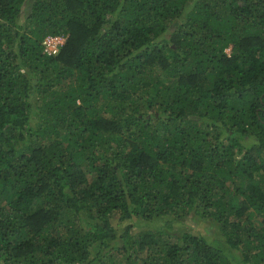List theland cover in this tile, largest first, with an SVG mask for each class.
I'll use <instances>...</instances> for the list:
<instances>
[{
    "label": "trees",
    "instance_id": "obj_1",
    "mask_svg": "<svg viewBox=\"0 0 264 264\" xmlns=\"http://www.w3.org/2000/svg\"><path fill=\"white\" fill-rule=\"evenodd\" d=\"M0 264H264V0H0Z\"/></svg>",
    "mask_w": 264,
    "mask_h": 264
},
{
    "label": "rangeland",
    "instance_id": "obj_2",
    "mask_svg": "<svg viewBox=\"0 0 264 264\" xmlns=\"http://www.w3.org/2000/svg\"><path fill=\"white\" fill-rule=\"evenodd\" d=\"M194 221H190V224L188 226H192L194 229L199 230L200 232H202L208 239L209 238H215L216 240L218 238V232H217V226L210 220H196L193 219ZM156 221V220H155ZM140 224V228H144L145 227V223L144 221L139 222ZM179 225L175 226V231H177V228H179ZM134 228H137L136 226Z\"/></svg>",
    "mask_w": 264,
    "mask_h": 264
},
{
    "label": "built area",
    "instance_id": "obj_3",
    "mask_svg": "<svg viewBox=\"0 0 264 264\" xmlns=\"http://www.w3.org/2000/svg\"><path fill=\"white\" fill-rule=\"evenodd\" d=\"M65 41V34H47L42 39V51L47 54H54L58 52L61 45Z\"/></svg>",
    "mask_w": 264,
    "mask_h": 264
}]
</instances>
